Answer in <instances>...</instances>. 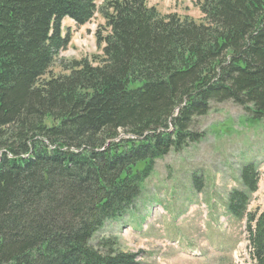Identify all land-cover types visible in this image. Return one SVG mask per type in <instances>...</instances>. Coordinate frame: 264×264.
<instances>
[{
    "label": "trees",
    "instance_id": "trees-1",
    "mask_svg": "<svg viewBox=\"0 0 264 264\" xmlns=\"http://www.w3.org/2000/svg\"><path fill=\"white\" fill-rule=\"evenodd\" d=\"M201 18L148 0H0V264H139L113 238L157 160L196 144V120L230 101L264 119V0H196ZM101 56L50 69L95 15ZM247 164L227 211L257 189ZM264 264V211L246 219Z\"/></svg>",
    "mask_w": 264,
    "mask_h": 264
},
{
    "label": "rangeland",
    "instance_id": "rangeland-1",
    "mask_svg": "<svg viewBox=\"0 0 264 264\" xmlns=\"http://www.w3.org/2000/svg\"><path fill=\"white\" fill-rule=\"evenodd\" d=\"M196 0H148L162 15L187 13ZM102 0H97L100 5ZM191 8V9H190ZM100 15L82 27L62 21L70 43L60 53L50 76L65 74L62 62L101 56L96 36L105 35ZM230 101L211 104L196 120L202 139L157 160L131 211L109 221L92 241L113 238L120 251L138 255L139 264H253L246 219L264 211V119L255 121ZM251 164L257 189L248 195L245 216L227 211L234 191L247 192L240 170Z\"/></svg>",
    "mask_w": 264,
    "mask_h": 264
},
{
    "label": "crops",
    "instance_id": "crops-1",
    "mask_svg": "<svg viewBox=\"0 0 264 264\" xmlns=\"http://www.w3.org/2000/svg\"><path fill=\"white\" fill-rule=\"evenodd\" d=\"M192 8L197 12V18L192 17V16L190 15V13H187L186 16H188V17H190V18H192V19H194V20H199V19L201 18V15H200L199 10L196 8V6H194V7H192ZM190 9H191V8H190Z\"/></svg>",
    "mask_w": 264,
    "mask_h": 264
}]
</instances>
